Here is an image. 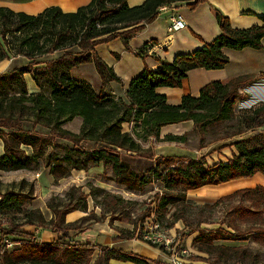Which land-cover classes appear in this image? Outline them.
<instances>
[{"label":"trees","instance_id":"trees-1","mask_svg":"<svg viewBox=\"0 0 264 264\" xmlns=\"http://www.w3.org/2000/svg\"><path fill=\"white\" fill-rule=\"evenodd\" d=\"M173 1L177 0H144L141 4L130 5L128 0H90L76 11H68L54 4L36 14L0 7V62L19 56L27 61L0 74V139L4 142L0 171L40 167L45 154L42 151L45 138L41 136V129L35 128L40 125L50 129L47 133L57 134L67 141L60 144L54 138L56 144L66 148L64 154H56L55 157L51 152L45 154L46 165L57 178L68 176L73 168L89 169L98 162L105 165L112 162L116 181L139 190L149 182L148 177L142 171L134 170L122 157L124 149L128 152L140 149V142L136 138L139 128L148 134L160 136L164 125L193 119L195 129L205 134L221 124L233 127L236 120L233 131L226 134L233 136L251 127L264 125V103L246 107L242 114H238L236 109V103L245 96L241 87L249 79L247 74L231 77L227 81L217 79L207 82L198 96L187 93L177 104L168 102L167 94L157 91L163 84H183L193 67H225L230 62L224 52L225 47L242 49L245 46L258 48L264 45L263 23L236 28L230 17L218 9L221 31L214 39L205 41L195 50L175 53L172 60L158 58L161 65L157 68L146 66L130 80L127 98L116 95L108 86L111 80L121 81L122 77L101 57L96 46L121 36L129 48L130 39L159 15L163 4ZM188 1L195 8L203 0ZM150 43L147 41L137 51L138 54L143 55ZM55 51L59 53L57 56L41 57ZM116 55L120 56L117 52ZM93 62L102 79L100 90L88 80L76 78L70 72L81 63ZM26 74L32 75L37 87H40L38 91L28 92ZM13 76L18 77L21 89L5 96L3 89H6L7 82L13 83ZM77 116L83 118L79 132L63 127L68 120ZM28 120L34 122L31 129L24 125ZM126 123L133 125L131 131L125 127ZM164 137L185 140L188 132H167ZM86 140L93 143L91 148L84 145ZM234 143L239 151L226 161L220 159L212 164L205 156H193L183 158L179 165H168L156 174L165 184V190L158 192V223L170 204L190 202L189 190L264 173V131L237 139ZM23 146H31L34 153L27 155ZM236 195L248 199L256 207L243 206L242 214L245 217L250 214L257 216L264 203V184L239 187L223 195L220 200ZM0 197L1 215L22 211L24 197L21 193L7 191ZM50 207L56 218L48 220L44 213L39 212L36 221L30 218L24 224L43 227L48 226L45 222L56 219L52 227L54 232L59 233L57 239L41 241L38 233L21 230V226L17 225L0 227V264H118L112 262L113 258L131 260L137 264H152V261L164 264L158 257L151 258L117 245L98 243L89 236V225L79 227L75 225L78 220L66 221V214L71 209L88 210L87 203L80 207L72 203H51ZM89 215L87 213L80 219ZM181 217L187 221L184 213L178 218ZM11 236L18 237L21 242V246L14 251H9L5 243ZM117 236L140 238L141 235L135 229L122 228ZM199 239L201 233L195 240ZM95 248H99V252L92 262Z\"/></svg>","mask_w":264,"mask_h":264},{"label":"rangeland","instance_id":"rangeland-1","mask_svg":"<svg viewBox=\"0 0 264 264\" xmlns=\"http://www.w3.org/2000/svg\"><path fill=\"white\" fill-rule=\"evenodd\" d=\"M121 39L124 42L122 37ZM102 51L104 52V49ZM58 54L55 51L41 57L49 58ZM25 62L27 61L22 56L10 59V66L5 73ZM95 71L99 74L91 63V65H80L75 69V74L88 80L98 89L100 87ZM26 76L29 75L26 74L25 78ZM20 89L21 82L17 76H13V83L7 82L3 92L6 96L15 94ZM28 92H33L29 86ZM244 99L236 103L238 114H242L246 107H251L249 106L251 101L248 98ZM24 125L27 129H31L34 122L28 120ZM124 125L128 130H132V124ZM234 125H237L236 120ZM235 126L221 124L204 134L198 132L194 125V128L186 131L188 137L185 140H170L164 137L166 134L155 136L139 128L136 138L140 142V149L137 152H128L124 149L122 152L123 159L128 161L134 170L142 171L148 177L149 182L144 188L137 190L129 188L126 183L116 181L112 162L108 165L98 162L89 169L73 168L68 176L57 178L46 165L45 154L51 152L54 157L56 154H64L66 148L56 144L54 138L60 144L67 141L57 134L47 133L50 129L38 125L35 128L41 129V136L45 138L42 148L45 154L41 159L40 167L33 170L0 171V196L7 191H14L24 197L21 212L0 214V227L11 228L17 225L21 226V230L29 231L33 228L24 223L30 218L36 221L39 212L44 213L48 220L55 217L50 207L51 203H61V205L72 203L79 207L87 203L88 210H78L83 215L86 213L90 215L88 218L79 219L76 226L90 227L91 224H101L106 227L114 226L118 231L122 228L135 229L137 234L141 235L139 239L143 240L148 248L158 247L155 248L160 250V255L157 257L164 264H264V203L261 204V211L257 216L250 214L245 217L241 207L255 209L251 201L240 195L230 199L223 197L220 200L223 195L235 191L223 192L229 190L231 186L223 184L219 189V185H208L189 190L187 192L189 203L170 204L166 214L161 216L160 223L156 219L158 192L165 190V184L156 174L168 165H179L184 161L183 158L205 156L212 164L224 158V155L230 152L225 145L218 142L220 139L232 138L226 134L233 131ZM63 127L79 132L80 117L68 120ZM84 145L91 148L93 143L86 140ZM23 148L27 155L34 153V148L31 146H23ZM2 154H4V142L0 139V155ZM246 183L242 182L245 185L237 186L235 189L253 186ZM181 213L185 214L187 221L182 217L178 218ZM55 220L45 222L49 226L45 227L53 230ZM200 233L201 239L195 240ZM149 236L153 239L150 240ZM154 242L158 245L153 246ZM5 243L9 251L21 246L16 236L7 238ZM98 250L99 248H95V253ZM152 264L157 262L152 261Z\"/></svg>","mask_w":264,"mask_h":264},{"label":"crops","instance_id":"crops-1","mask_svg":"<svg viewBox=\"0 0 264 264\" xmlns=\"http://www.w3.org/2000/svg\"><path fill=\"white\" fill-rule=\"evenodd\" d=\"M89 2L90 0H0V7H7L16 12L36 14L54 4L68 11H76L80 5H85ZM128 2L130 5L141 4L144 0H128ZM162 6L159 15L153 21L147 22L145 28L137 32L133 38L130 39L129 48L125 42H123L121 36L112 40H107L96 46L101 57L107 60L115 68L114 70H116L118 75L122 77L121 81L111 80L108 83V86L112 88L116 95H122L127 98V89L130 80L148 65L153 68L159 67L161 62L158 58L172 60L175 57V53L195 50L201 47L205 41L214 39L221 31V25H219L220 22L217 17V9L230 17L232 24L236 28L250 27L257 23L264 24V19L262 18V15H264V0H203L195 8L189 5L188 0H177L173 1L171 4H163ZM178 13L183 15L187 25L173 31L170 29V27H172V17ZM147 41H151V43L147 49H144V54H138L137 51ZM102 49H104V52ZM116 52L119 53L120 56L117 57ZM224 52L230 58V62L225 67L211 69L204 66L193 67L190 69L188 76L184 78L183 84L176 86L163 84L157 88V91L166 93L168 102L177 104L182 101L183 96L187 93L198 96L202 87L207 82H212L217 79L227 81L231 79V77L244 76L247 74L249 75V79L241 87V92L245 95L244 100L248 98V100L251 101L249 106L252 107L264 103V45L258 48L245 46L242 49L225 47ZM88 64L91 65V63ZM88 64L81 63L79 66ZM9 66L10 60L0 62V74L7 71ZM79 66L72 69V75L76 78H83L75 74V69ZM93 66L96 70L97 68L94 62ZM28 75L29 76H26V81L29 89L36 91L38 85L32 75ZM96 76L100 87L98 89L100 90L102 87V79L97 72ZM245 107L246 106H244V108ZM80 120L82 124V116ZM194 125L195 122L193 119L172 124L168 123L162 128L161 135L167 132L184 134L186 131L194 128ZM261 131H264V125L260 127H251L241 134H233L232 138L229 137L227 140L220 139L218 143L225 145L230 152V154L226 153L222 159L226 161L231 158L234 153L239 151L234 143L235 140L245 139L250 135L261 133ZM247 178L248 179H246V177H238L227 182H221L218 188L223 184L224 186H231L229 190L223 191L230 193L235 190V187L245 185L242 184V182H247L246 184L253 186L264 184L263 172H258ZM84 215L78 209H71L70 212L66 214V221H77ZM30 227L33 229L27 232L38 233L41 241H52L59 236L58 232L56 233L45 226L36 227L35 225H31ZM71 232L73 233L74 229ZM88 234L98 243L102 242L103 244L111 246L117 245V247L143 253L145 256L151 258L160 255V250L155 249L158 248L157 246H154L153 249L148 248L145 242L138 237L119 238L117 236L119 235V231L114 226L106 227L101 224H91V226L88 227ZM98 252L99 250L94 254L92 262L96 259ZM112 262L118 264H137L133 263L131 260L122 261L117 258H113Z\"/></svg>","mask_w":264,"mask_h":264},{"label":"built area","instance_id":"built-area-1","mask_svg":"<svg viewBox=\"0 0 264 264\" xmlns=\"http://www.w3.org/2000/svg\"><path fill=\"white\" fill-rule=\"evenodd\" d=\"M186 25H187V22L184 19L183 15L178 13L172 17V24H171L172 27H170V29L174 31L175 29H181L185 27ZM149 239L150 240L153 239L152 236H149Z\"/></svg>","mask_w":264,"mask_h":264}]
</instances>
